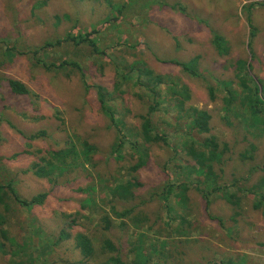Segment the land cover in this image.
Here are the masks:
<instances>
[{
    "label": "rangeland",
    "instance_id": "374dc122",
    "mask_svg": "<svg viewBox=\"0 0 264 264\" xmlns=\"http://www.w3.org/2000/svg\"><path fill=\"white\" fill-rule=\"evenodd\" d=\"M64 14L70 15L72 21L57 24L54 17ZM94 26L100 33L97 37L99 49H108V55L81 50L84 54L82 65L88 75L87 85H102L111 91L118 72L124 74L123 87L128 90L122 102L116 101L115 108L119 111L118 115H123V105L130 107L131 115L126 117L129 125L140 127V116L147 112L150 101L148 95H142L143 92L150 94L140 84L145 77L140 75L137 66H133V62H138L139 65L146 64L157 75H169L173 81L176 78L179 82L183 81L191 90L188 106L210 112L211 135L219 142L228 143L230 152L226 157L232 156L225 173L221 175L222 181L241 173L232 171L234 166L258 165L264 159V139L255 140L259 147L255 161L239 164L237 153L248 146L247 141H242L244 130L255 129L248 127L252 123L246 111L232 120V128L226 124L223 110L225 91L217 86L219 80L234 77V63L247 60L252 65V76L261 81L260 87L264 89V0H0V129L3 139L0 143V181L12 178L10 171L16 174L12 183L22 197L49 193L43 207L17 210L12 219L13 230L21 241L23 239L26 252L31 256L35 253L32 246L40 244L37 241L39 234L46 242L54 241L64 229L73 235L72 239L56 245L47 254L36 252L35 264H84L77 248L78 238L80 235H99V222L90 213L99 211L101 207L109 209L102 203L103 195L98 192L94 194L96 201L90 206L91 212L85 210L79 225L69 227L85 199L90 197L87 185L92 182V177L98 179L99 176L105 187L110 183V177L111 185L127 182L130 180L127 172L135 162L132 151H126V157L121 162H115L111 155L116 133L109 127L110 122L100 108L96 89L87 93L89 89L84 87L78 74L68 78L34 65L36 58L42 56L48 60L59 55L60 51L39 53L37 57L30 54L49 40L63 37L68 32L87 33ZM212 30L221 33L230 43L231 52L228 55H217L211 43ZM252 32L253 37L250 35ZM251 38L250 49L248 43ZM19 51L26 54L21 55ZM198 55L201 56L202 74L207 77L208 83L216 85L215 99L209 95L208 83L186 75L184 78L179 67L163 63L164 60L188 61ZM131 76L135 79L133 82H130ZM8 79L23 82L35 96L13 95L7 85ZM164 87L165 84L161 94L166 92ZM137 93H141L142 98ZM165 107L161 105L160 111L155 114L154 127L164 129L170 146H151L149 166L139 175L146 185L140 191V197L147 194L146 201H152L148 202L150 219L157 223V230L161 228L160 234L150 235L148 240L155 242L156 249L146 242V251L149 254L158 251L169 264H221L224 258L230 257L228 253L239 261L238 264H264L262 213L245 214L231 237L222 243V233L216 230V223L210 221L208 214L226 217L231 207L220 201L208 207L201 194L190 191L187 195L191 206L183 205V209L192 213L186 212V221L180 223L181 211L172 212L175 222L167 225V207L159 202L156 194L161 192V185L167 179L166 171L173 172V150L177 149L176 145L185 131L179 132L175 123L176 113L165 114ZM55 112L63 118V123L55 118ZM41 132L45 134L41 135ZM24 134H36L38 137L29 141ZM83 141L100 149L95 156V170L92 164L80 162L79 171L63 177H58L57 173L53 183L31 173H23L38 161L28 151L42 150L38 155L42 157L48 151L73 149ZM154 187L152 193L150 190ZM133 203L138 204L139 200ZM66 215L71 217L65 218ZM115 223L119 225L120 220ZM165 227L169 230L166 231ZM142 231L145 233L146 230ZM112 236L126 254L130 250L128 244L137 237V233L130 232L128 225L114 229ZM152 262H158V258Z\"/></svg>",
    "mask_w": 264,
    "mask_h": 264
},
{
    "label": "trees",
    "instance_id": "16d2710c",
    "mask_svg": "<svg viewBox=\"0 0 264 264\" xmlns=\"http://www.w3.org/2000/svg\"><path fill=\"white\" fill-rule=\"evenodd\" d=\"M54 18L57 24H61L63 21H72L71 16L68 14L56 15ZM249 24L252 26L251 19H249ZM99 34L98 28L95 26L87 33L73 34L68 32L63 37L60 36L45 42L40 48L30 53L32 56L37 57L39 53L60 51L59 55L48 60H45L42 56L36 58L37 61L34 65L42 67L51 73L63 74L68 78L78 74L84 87L87 90L89 89L86 91L87 93L91 89H96L100 108L110 122L109 127L116 133V141L112 145L110 152L115 162L124 160L126 151H132L135 155V162L127 172V176L130 178L129 181L111 185L112 179L110 177V183L106 186L109 187V190H106L103 179L97 174L99 176L98 179L92 177V182L87 185L90 197L85 199L84 205L72 218L69 227L73 228L79 225V219L85 215V210L90 211L91 204L96 201L94 194L98 192L103 195L102 203L109 209L101 207L99 211H90V214H94L99 222V235L88 234L79 236L77 248L83 258L82 263L169 264L162 259L158 251L149 254L145 249L147 244L152 249H156L155 242H148V240L150 235L160 234L161 228L157 230L155 227L157 223L152 222L150 219L151 208L149 203L152 201H148L149 203L146 201L147 194H142V198L140 197V191L146 185L139 175L141 171L149 166L151 146H170L169 137L167 133L163 132L164 129L154 127L156 123L154 120L155 114L160 111L161 105H166L165 114L176 113L175 123L177 128L179 132L185 131L181 135L180 142L176 145L177 149L174 148L173 150V172L166 171L167 179L161 185L162 187H158H161V192L156 194L160 199L159 202L167 207V225L171 226L175 222L172 212L181 211L179 216L180 223L186 221V212L192 213V211L183 209V205L191 206L187 195L190 191L201 194L208 207L217 201L231 207L230 214L226 217L208 214L210 221L212 220L216 223V230L222 233L220 236L222 243L231 237L230 235L235 231L236 226L245 214L257 212L262 213L264 217V159L262 164L258 165L251 163L247 167L242 168H239V165L234 166L232 171H241V173L239 175L233 174L232 179L226 178L222 181L221 175L225 173L226 165L232 160V156L226 157L230 152V146L228 143L219 142L215 136L211 135L212 116L210 112L191 105L188 106L191 100V90L183 81L179 82L177 78L173 81V79H169V75H157L146 64L139 65L138 62H133V66H137L140 75L145 77V80L140 81V84L150 91V94L148 92L142 93V95H148L150 101L147 112L140 116L142 123L139 128H135L126 122V117L131 115L129 106L123 105V115L120 113L118 115L117 112L119 111L115 108L116 101L122 102V97L128 90L127 87H123V82H125L124 74L118 72L117 80L113 84L111 91L102 85L95 86L91 84V87L87 85L88 75L82 65L84 54H82L81 50L88 49L98 55H108V49H99L97 41ZM250 35L253 37V32ZM251 40L252 38L248 43L250 49ZM211 43L220 57L231 52L230 43L216 30H212ZM66 49L72 50L68 51ZM19 52L21 55L26 54L23 51ZM6 53L7 50L5 55ZM200 60L201 56L198 55L188 61L164 60L163 63L167 62L179 67L184 78L186 75L194 80L208 83L207 77L202 74ZM251 69V62L239 60L233 64L234 77L229 80H219L217 83V86L224 88L225 91L223 110L225 111L224 121L226 124L232 128V120L237 119L241 113L246 111L249 114L250 123H252L248 127L255 129V131L244 130L245 136L242 141H247L248 146L238 151L237 159L239 164L240 162L246 164L253 161L259 150L254 141L264 139V89L260 87L261 81L256 80L252 76ZM134 80V77L131 76L130 82ZM164 84L166 92L161 94ZM7 85L15 96L27 98L35 96V93L19 80L8 79ZM215 86L208 83V91L212 99L216 97ZM137 95L142 98L141 93H137ZM55 118L62 123L64 121L57 112H55ZM40 134L44 135L45 132ZM24 137L32 141L38 136L36 134L30 136L24 134ZM2 140L0 129V143ZM28 146L31 147L32 145ZM95 146L90 145L88 141H83L78 147L73 149H64L62 152L48 151L47 155L42 157H38L42 150L28 151L29 154L35 155L38 161L31 168L24 170L23 173H31L37 178L46 179L53 183L56 180L54 175L57 173L58 177H63L73 171H79L80 162L92 164V168L95 170V167H97L95 156L100 150ZM256 169H259V171ZM9 175L12 178L16 176L10 171ZM12 178L8 181H0V264H35L37 263L35 260L36 252L47 254L56 245L72 239L73 235L69 230L64 229L54 241L46 242L39 234L37 241L40 244L32 246V249H35L34 255L31 256L29 252H26L23 239L21 241L17 236V232L13 230L12 219L18 209L34 210L37 207H43L48 201L49 193H37L24 198L17 192L12 183ZM104 179L106 178L104 177ZM154 189L155 187L151 188L150 191L153 193ZM83 192L86 193V191ZM137 200H139L138 204L133 203ZM64 217L70 218L71 216L66 215ZM116 220H120L119 225L115 223ZM158 220L161 224L162 216L160 211ZM128 225L130 232L137 233V237L130 241L128 244L130 250L124 254L119 243L113 239L112 232L116 228H126ZM144 229L146 230L145 233L141 232ZM165 229L168 231L169 227H165ZM146 242L147 244L145 245L144 243ZM228 255L230 257L224 258L221 264L239 263L234 256L229 253ZM156 257L158 262L153 263L152 260Z\"/></svg>",
    "mask_w": 264,
    "mask_h": 264
}]
</instances>
